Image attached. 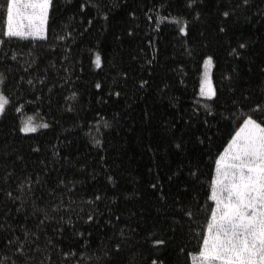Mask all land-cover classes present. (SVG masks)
<instances>
[{
  "label": "trees",
  "instance_id": "1",
  "mask_svg": "<svg viewBox=\"0 0 264 264\" xmlns=\"http://www.w3.org/2000/svg\"><path fill=\"white\" fill-rule=\"evenodd\" d=\"M188 5L54 0L46 39L4 37L0 10V91L9 99L0 116V224L21 238V225L39 234L41 253H29L36 264H193L214 206L215 161L264 101V0ZM208 57L212 99L199 96ZM28 118L49 127L20 131ZM177 197L193 221L174 214ZM34 205L54 217L43 230ZM69 245L75 255L66 259ZM3 255L12 251L0 247Z\"/></svg>",
  "mask_w": 264,
  "mask_h": 264
},
{
  "label": "snow or ice",
  "instance_id": "2",
  "mask_svg": "<svg viewBox=\"0 0 264 264\" xmlns=\"http://www.w3.org/2000/svg\"><path fill=\"white\" fill-rule=\"evenodd\" d=\"M193 3L194 0H189L188 6L192 7ZM244 3L247 4L248 0H244ZM83 8L84 5H81V10ZM0 10L5 14V30L2 33L4 37L46 39L50 13L54 14L55 9L54 0H4ZM229 15L228 11L223 12L224 17H229ZM197 18H199L198 14ZM157 20L159 22V18ZM176 22L180 23V21ZM219 31L224 32L225 28L221 27ZM180 32L186 34L185 27H181ZM0 43L3 41L0 40ZM238 47L244 49L246 45L240 43ZM232 53L238 55L237 49H232ZM205 63L206 65L211 64L212 57H208ZM95 64L97 67L101 64L99 54L95 57ZM5 79L0 74V84H3ZM28 83L32 84V80H28ZM145 84L147 81H143L140 87L143 88ZM95 87L100 89L101 85L97 83ZM115 95L119 96L120 93L117 92ZM201 95L208 99L217 97L216 91L210 85L207 91L201 88ZM71 99H75V93L72 94ZM243 99L248 100L250 97H243ZM8 103L9 99L3 91H0V116L5 114V106ZM234 103L237 102L234 101ZM205 107L207 108V105ZM105 126H107L106 121ZM40 127L48 128L49 125L47 123L38 125L33 122L32 118H28L20 131L36 132ZM94 142L97 146L100 145L99 139L94 138ZM176 147L180 148L181 145L177 144ZM34 151H39V149H34ZM18 159L22 158L18 157ZM215 173L211 181L209 196L214 206L210 209V217L206 221L204 231L199 234L202 243L198 255L193 258V264H264V101L257 102L251 112L243 118L242 124L232 135L224 152L216 159ZM189 174L190 176L196 175L191 171ZM11 175L8 173L4 177L5 183ZM107 179L109 183H112L111 176ZM36 182L39 183L38 180ZM60 183L63 184L64 181ZM23 187L24 182H21L18 190L23 191ZM151 187L156 189L157 184L153 183ZM5 195L13 201L19 199V197H13L12 192H6ZM94 200H101V196L96 195ZM173 205L174 214L186 216L190 221L195 219L193 213L185 207L179 197L173 200ZM34 209L44 217L37 224V228L43 230L46 222L54 217L49 216L46 209L35 205ZM20 211L21 209H16V212ZM52 212L60 213V205L53 207ZM5 216L7 218L8 214L5 213ZM25 219L28 218L25 217ZM92 220L93 216L89 214L87 221ZM60 221H63L62 215ZM20 227L23 238L15 235L16 228L12 223L0 224V235L10 233V235H2L0 247L12 251L11 256H0V264H36L35 255L29 253H41L40 236L24 225ZM54 231H63L59 227V222ZM47 243L56 247L51 238H47ZM155 243L163 245L165 241L157 240ZM71 248L72 245H69L70 250L63 252L66 259L75 255ZM116 250L119 251V246ZM40 264H45V262L42 260ZM152 264H158L157 260H153Z\"/></svg>",
  "mask_w": 264,
  "mask_h": 264
},
{
  "label": "rangeland",
  "instance_id": "3",
  "mask_svg": "<svg viewBox=\"0 0 264 264\" xmlns=\"http://www.w3.org/2000/svg\"><path fill=\"white\" fill-rule=\"evenodd\" d=\"M46 35H47V32H46ZM212 70H213V61L211 64H207V65L204 62L203 72L201 75L200 90H199V96L200 97L207 98L206 96L201 95V88L202 87L205 89V91H207V88L210 85L215 90L213 79H212Z\"/></svg>",
  "mask_w": 264,
  "mask_h": 264
}]
</instances>
